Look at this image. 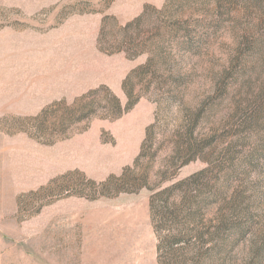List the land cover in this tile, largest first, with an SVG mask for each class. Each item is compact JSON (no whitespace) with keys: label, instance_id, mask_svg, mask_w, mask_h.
<instances>
[{"label":"rangeland","instance_id":"rangeland-1","mask_svg":"<svg viewBox=\"0 0 264 264\" xmlns=\"http://www.w3.org/2000/svg\"><path fill=\"white\" fill-rule=\"evenodd\" d=\"M0 264H264V0H0Z\"/></svg>","mask_w":264,"mask_h":264},{"label":"trees","instance_id":"trees-1","mask_svg":"<svg viewBox=\"0 0 264 264\" xmlns=\"http://www.w3.org/2000/svg\"><path fill=\"white\" fill-rule=\"evenodd\" d=\"M179 6L183 7L184 4H179L178 6L174 5L172 7L179 8ZM149 9L150 7L145 8L143 14L127 24L121 30V32H119L122 37L115 38L113 43H109L111 45L106 47L107 49L103 48V50L111 54L120 52H124L126 54L131 53V57H136L137 55L139 56L145 54L150 44H152V46H157L158 50L163 49L162 45L166 42L167 39L178 38L180 34H183V37L186 39L188 44L189 39L191 38L190 23H196L197 25L200 23L199 21H195V19H193L194 17H185L183 15L175 13L174 9L169 10L167 5L160 11L154 8L159 18L158 20H156V22H151V28L148 29L147 27H145V23L147 20L146 17L148 15ZM151 64L152 60H149V63L140 67L135 71V73L137 71H143L149 68ZM130 79L131 76H129L123 84V89L129 100L126 108H123L120 100L115 95H111L110 93L112 98L109 102L110 107H108L109 105L107 106V114L105 118L115 119L121 117L124 112L132 109L140 99L141 96H138L136 99H134V88L128 87ZM147 88L149 89V86ZM89 108L90 107L88 106L85 109H82V112H87ZM91 110L88 112L92 113ZM83 118L84 116H77L76 122L82 121ZM150 135L151 133L149 129V131L147 132V140L151 137ZM184 164H187V162Z\"/></svg>","mask_w":264,"mask_h":264}]
</instances>
